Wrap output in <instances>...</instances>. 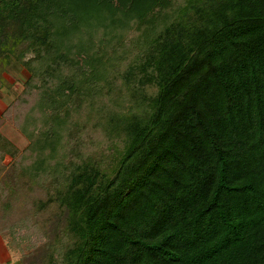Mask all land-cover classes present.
Wrapping results in <instances>:
<instances>
[{"label":"trees","instance_id":"1","mask_svg":"<svg viewBox=\"0 0 264 264\" xmlns=\"http://www.w3.org/2000/svg\"><path fill=\"white\" fill-rule=\"evenodd\" d=\"M11 59L59 226L32 264H264V0H0Z\"/></svg>","mask_w":264,"mask_h":264},{"label":"rangeland","instance_id":"2","mask_svg":"<svg viewBox=\"0 0 264 264\" xmlns=\"http://www.w3.org/2000/svg\"><path fill=\"white\" fill-rule=\"evenodd\" d=\"M33 56L32 51L25 52L22 60H30ZM29 74L20 61L11 59L7 64L0 62V139H6L9 145H13L12 152L15 151L13 156L0 148V264H32L33 260L38 261L43 252V244L54 235V232H58L59 228L55 219L46 220V214H33L34 200L45 199L46 189L26 175L19 174L23 167L27 168L28 172L35 171L29 166L31 157L26 150L29 144L28 128L22 123L26 113L37 117L40 115L34 108L40 99L32 87L34 82H30L29 88H26ZM55 81L56 78L51 80L52 83ZM76 108L78 110V107ZM83 110L84 108L78 115L83 114ZM60 113L65 115L64 109H61ZM74 115L77 117L75 113ZM37 117L36 127L39 126ZM92 124L90 121L87 129ZM70 130L73 132V128ZM101 134L102 132L97 129L91 130L89 134H83L85 142L88 143L91 139L87 148L89 150L93 148L94 153L99 148L103 149L107 142V138ZM73 142L72 139V146ZM68 148L64 149L67 157L63 160L67 162L73 159V154ZM53 162L54 159H50V163ZM52 209L57 208L54 206ZM49 216L52 215H48V219Z\"/></svg>","mask_w":264,"mask_h":264}]
</instances>
